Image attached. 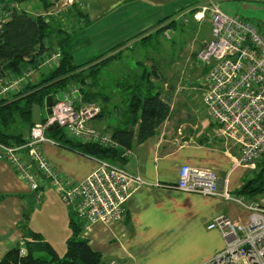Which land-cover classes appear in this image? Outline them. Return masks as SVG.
I'll use <instances>...</instances> for the list:
<instances>
[{"label": "crops", "instance_id": "obj_1", "mask_svg": "<svg viewBox=\"0 0 264 264\" xmlns=\"http://www.w3.org/2000/svg\"><path fill=\"white\" fill-rule=\"evenodd\" d=\"M218 1H221L228 14L244 16L242 14L245 13L241 12H244L251 0ZM76 2L75 14L70 11L76 19L70 23L76 28L80 26L77 33L81 32L82 27L90 29L89 36L85 34L84 37H79V34L73 36L69 32V44L76 64H79L77 58L86 56V62L93 58L90 51L92 49H95V54H106L119 46V41L111 45L107 42L99 52V45L96 44L109 40V33L119 24L135 20L137 14H133L136 12L147 16L140 23L150 22L151 27L154 22H159L160 18L157 16L164 17L160 20L164 25V22H170L175 17L192 14L193 6L198 7L203 3L200 0ZM32 3L33 0H27L22 7L33 16L56 13L54 8L46 10L42 2L36 5ZM182 8L186 9L176 14ZM77 11L79 15H76ZM130 12L134 13L129 14ZM138 28L135 36L142 32V26ZM61 35L55 33L52 44L48 43L55 48L51 50V54L60 50L57 44L66 37ZM118 37L129 38L126 35ZM49 69L42 66L35 71L29 83L41 80L47 73L45 70ZM11 77L14 76L0 78V86L5 78ZM207 119L208 117L201 127L186 130L183 136L181 126L168 125L167 120L156 134L141 143L133 144L131 149H124L119 145L118 149L129 152L130 156L119 160L116 165L132 177L139 178L142 184L135 180L131 183L130 194L124 204L125 215L121 222H95L88 228H83L81 238L102 255L104 262L124 260L130 264H206L226 248L221 232L208 229V225L216 217L225 215L235 224H249L251 212L247 206L253 201H263L264 194L249 196L250 194L241 193L240 190L248 181L237 172L241 169L256 171L257 164L255 170L236 164L240 157V147L225 140L211 119L210 123L206 122ZM109 122L111 124V119ZM93 126L106 127L112 134L109 125ZM49 139L54 143L41 144V152L51 167L72 183L84 182L98 168V159L65 147L50 136ZM183 165L213 170L217 174L221 193L225 192L228 198L178 190L176 184ZM36 169L34 166L33 171ZM39 184L43 193L41 197L21 179L10 163L0 159V261L16 247L24 250L30 231L42 236L63 257L67 250V241L73 235L71 224H83L78 219L74 206L64 205L46 178L39 177Z\"/></svg>", "mask_w": 264, "mask_h": 264}, {"label": "built area", "instance_id": "obj_2", "mask_svg": "<svg viewBox=\"0 0 264 264\" xmlns=\"http://www.w3.org/2000/svg\"><path fill=\"white\" fill-rule=\"evenodd\" d=\"M76 1L49 0L54 9L59 3L71 9ZM208 2L204 12L212 19V38L197 55L206 70L203 101L220 135L240 147L236 164L253 170L264 155V33L242 16L225 12L218 0ZM202 16L199 12L196 19ZM164 35L171 39L169 30ZM60 59L61 51L56 50L43 66L52 68ZM34 73L30 68L19 76L5 78L1 82L0 102L19 92ZM67 92L54 96L52 113H43L41 123L32 127L24 144L12 147L0 143V159L10 163L40 197L43 193L39 177L46 178L63 204L74 206L85 229L95 222H121L131 183L135 180L142 184L139 178L112 162L99 161L98 168L84 182L74 184L56 172L41 152V144L53 142L48 133L54 126L61 128L68 138L106 149L119 148L106 127L92 124L101 114V106L82 102L78 86ZM129 156L126 151L121 154L123 159ZM34 166L37 169L33 171ZM176 188L191 194L228 198L225 192L221 193L217 174L211 169L183 165ZM247 209L251 212L247 226L235 224L225 215L208 225L209 230L221 232L226 248L206 264H264V200L251 202ZM108 264L130 263L112 260Z\"/></svg>", "mask_w": 264, "mask_h": 264}, {"label": "trees", "instance_id": "obj_3", "mask_svg": "<svg viewBox=\"0 0 264 264\" xmlns=\"http://www.w3.org/2000/svg\"><path fill=\"white\" fill-rule=\"evenodd\" d=\"M26 1L0 0V78L8 75L19 76L30 68L39 70L44 60L51 55V50L55 49L48 45V43L52 44L55 33L66 37L57 44V48L61 51V59L56 66L50 68L38 82H28L19 92L0 102V143L12 147L25 143L24 138L33 127V106L41 105L43 110L49 96L54 97L69 91L72 86L81 89L82 102L101 106L102 112L96 120L110 119L114 114L111 108L107 110L111 98L100 88L99 76L108 70L111 64L122 59L119 56L121 53L119 47L120 49L114 48L115 51L111 50L113 53L110 51L112 55L109 57L105 56L106 53L95 56L83 64H76L73 49L69 44L71 35L64 31L65 18L62 16L54 18L51 15L33 16L22 7ZM39 1L46 10H50L53 6L49 0ZM75 7L76 5L68 10L66 17L74 18L70 11H74ZM79 14L77 11L76 15ZM202 70L206 72L205 69ZM161 73L155 64L150 69L142 68L139 76H130L119 83L123 106L116 115L118 120L111 122L109 127L113 139L122 148L131 149L133 144L150 138L170 118L172 108L163 97V84H157L161 81ZM174 87L171 85V89ZM48 135L59 144L99 161L117 164L123 159L122 148L106 149L97 144H86L68 138L60 128ZM257 167L262 168L261 172L264 173V155L258 161ZM240 192L251 196L264 194V175L260 173L258 177L255 176L242 187ZM71 226L73 235L67 241V250L63 257L59 256L42 236L30 231L25 249L16 247L10 250L0 264H108L110 262H104L102 255L94 251L88 241L81 238L85 227L83 224L75 222Z\"/></svg>", "mask_w": 264, "mask_h": 264}, {"label": "rangeland", "instance_id": "obj_4", "mask_svg": "<svg viewBox=\"0 0 264 264\" xmlns=\"http://www.w3.org/2000/svg\"><path fill=\"white\" fill-rule=\"evenodd\" d=\"M200 2L203 3L198 5V7L196 5L193 6L194 10H191L192 12L190 11L192 14L182 15L179 18L175 17L174 19H170V22H164V25L160 22L164 17H162V15L159 17L157 16L158 19L160 18L158 20L159 22H154L153 25L151 24V27L149 26L150 22L140 23L147 16H141L138 14L139 12L135 14H133L134 12H130L129 14H137L135 20L124 22L125 24H119L114 31L109 33V40H106L103 44L100 42L96 44L99 45L97 51L100 52L107 42H109L110 45L115 43V41L121 43L117 47L121 48H119L121 50L119 56H121L122 59L111 64L110 68L102 72L99 76L100 88L111 98V102L107 107V110L111 108L114 112L110 117L111 122L118 120L116 115L119 114L123 106L119 83H122L123 79L130 76H139L142 73V68L150 69L156 64L162 72L161 81L157 82V84H163V97L170 103L172 108L171 117L167 121L168 125H174L175 127L181 126L180 128L183 131V136L186 130L201 127L203 121L207 117L208 119L206 122L210 123L209 114L203 101V86L206 72L202 70L204 68L198 61L197 54L204 44L212 38L213 28L209 13L204 12V8L209 6L208 0H200ZM39 3H41V1L33 0L32 4L36 5ZM221 4V1H219V5L223 9V4ZM247 4L248 6L245 7L243 10L244 12L241 13L248 14V16L242 14L244 15L242 17L256 25L264 33V0H251ZM25 7H27V3ZM185 9L186 8H182L178 10V12L176 10L177 13H175L178 14ZM54 10L55 12L58 10V12L54 13V18H60L61 16L65 18L63 21L65 27L64 31L72 32L73 36H77V34H79V37H84L85 34L89 36V28L82 27L80 33L76 32L80 26L76 28V26L70 23L75 21V17H66L69 10L68 7H63L62 3H59V6ZM199 12L203 13L202 18L198 19L200 21L196 19V15ZM121 26L124 28H121ZM141 26L142 32H139L138 36H135L139 31L138 27ZM121 29H124V31ZM166 30H169L171 39L165 37L164 33ZM119 35H126L129 38L125 37L123 39L118 37ZM117 47H115V49ZM112 50H114V48ZM90 51L92 52L91 57L103 55L100 53L95 54V49ZM111 53H113V51H111ZM111 53L108 52L105 56L109 57L112 55ZM86 58V56L77 58V63H85ZM45 71L48 72V70ZM171 85L175 87L171 89ZM117 91H119V93H117ZM68 93L67 91L63 92V95ZM44 110L45 106L43 108V111ZM109 123V119H97L93 122L95 126L103 124L109 125ZM180 128H178V130ZM23 130L27 131V129ZM261 170L262 168L260 169L259 167H257L256 171L241 169L237 174L242 176L245 181H249V179H252L254 176L258 177L260 173L264 175ZM253 195L257 196L260 194Z\"/></svg>", "mask_w": 264, "mask_h": 264}, {"label": "water", "instance_id": "obj_5", "mask_svg": "<svg viewBox=\"0 0 264 264\" xmlns=\"http://www.w3.org/2000/svg\"><path fill=\"white\" fill-rule=\"evenodd\" d=\"M54 105V97L49 96L46 99L45 107L47 108V113L51 114L52 113V107ZM42 106L41 105H34L32 108V125H39L41 123V118H42ZM58 126L51 127L49 129V132H53L54 129H57Z\"/></svg>", "mask_w": 264, "mask_h": 264}, {"label": "flooded vegetation", "instance_id": "obj_6", "mask_svg": "<svg viewBox=\"0 0 264 264\" xmlns=\"http://www.w3.org/2000/svg\"><path fill=\"white\" fill-rule=\"evenodd\" d=\"M43 113H47V108L45 107V110L44 111H42ZM43 113H42V115H43Z\"/></svg>", "mask_w": 264, "mask_h": 264}]
</instances>
